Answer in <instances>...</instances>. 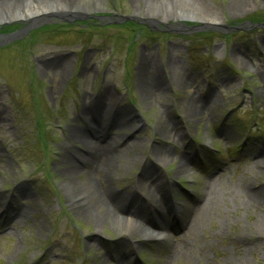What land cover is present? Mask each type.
<instances>
[{
    "label": "rangeland",
    "instance_id": "1",
    "mask_svg": "<svg viewBox=\"0 0 264 264\" xmlns=\"http://www.w3.org/2000/svg\"><path fill=\"white\" fill-rule=\"evenodd\" d=\"M104 1L0 27L19 29L0 35V264H264V24L157 28L179 6L263 20L264 0ZM99 138L116 149L105 185L171 198L157 231L130 204L111 215L94 160L74 158Z\"/></svg>",
    "mask_w": 264,
    "mask_h": 264
},
{
    "label": "bare ground",
    "instance_id": "2",
    "mask_svg": "<svg viewBox=\"0 0 264 264\" xmlns=\"http://www.w3.org/2000/svg\"><path fill=\"white\" fill-rule=\"evenodd\" d=\"M11 1L0 0V22L11 20L31 21L39 15L47 16L62 12L69 14L80 13L84 9L91 11L105 5L104 0H20L17 4H12ZM241 1L244 2L245 0H239L240 3L238 4H241ZM178 10L179 15L182 12L190 11L182 6H179ZM190 12L197 15L195 12ZM98 104L103 105L104 103L98 102ZM98 140L99 142L96 141L97 144L95 145V149L98 150L97 153L84 144L86 147L78 153L75 152L76 156L74 155V158L76 160L78 158L81 162H88L90 159L94 160L90 172L98 177H102V183L100 185L95 184L94 187L102 192L101 196L105 200L108 212L116 219L125 221V216L121 212L124 206L130 204L131 216L130 218L128 217V222L147 229L155 228L151 230L157 231L163 225L165 217L169 214L168 208L172 206L171 198H167V193L162 194L161 199L165 204V208L163 209L153 203L145 205V201L136 187H126L122 191H117L105 185L108 184L107 179L111 177L112 173L109 167L111 159L108 156L112 152L109 151L116 149L107 143L103 144L102 138ZM72 167L75 170L79 169V165L74 164ZM88 204H90V201H88Z\"/></svg>",
    "mask_w": 264,
    "mask_h": 264
},
{
    "label": "water",
    "instance_id": "3",
    "mask_svg": "<svg viewBox=\"0 0 264 264\" xmlns=\"http://www.w3.org/2000/svg\"><path fill=\"white\" fill-rule=\"evenodd\" d=\"M93 10H96V9H93ZM85 11H87V10H85ZM181 19L184 21V23H183L184 26L180 27V28H176L174 31L184 33L187 29H193V30L206 29V28H209V29H212V30H218V29L219 30H224V29L225 30H227V29H231L232 30V29H235V28H231L229 26H225V25H221L219 23H215V22L209 21L207 19H203V20L200 19V21L202 23V25L200 27H190V26H188L187 22L188 21H196L197 20L195 15L192 14L190 11L182 12ZM43 23L45 24L46 22H43Z\"/></svg>",
    "mask_w": 264,
    "mask_h": 264
},
{
    "label": "trees",
    "instance_id": "4",
    "mask_svg": "<svg viewBox=\"0 0 264 264\" xmlns=\"http://www.w3.org/2000/svg\"><path fill=\"white\" fill-rule=\"evenodd\" d=\"M131 24H133V23H131ZM48 28V27H47Z\"/></svg>",
    "mask_w": 264,
    "mask_h": 264
}]
</instances>
